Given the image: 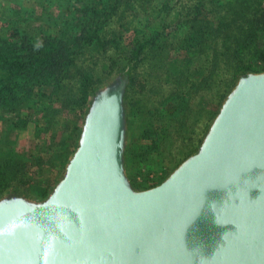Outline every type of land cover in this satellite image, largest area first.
<instances>
[{
  "label": "water",
  "instance_id": "obj_1",
  "mask_svg": "<svg viewBox=\"0 0 264 264\" xmlns=\"http://www.w3.org/2000/svg\"><path fill=\"white\" fill-rule=\"evenodd\" d=\"M128 77L94 93L44 199L0 198V264H264V72L245 73L158 185L126 171Z\"/></svg>",
  "mask_w": 264,
  "mask_h": 264
},
{
  "label": "rangeland",
  "instance_id": "obj_2",
  "mask_svg": "<svg viewBox=\"0 0 264 264\" xmlns=\"http://www.w3.org/2000/svg\"><path fill=\"white\" fill-rule=\"evenodd\" d=\"M225 1L219 0L217 7ZM49 2L0 0V35L18 41L23 34L41 43L60 25L54 22L56 16L67 17L70 12L69 17L80 15L81 3L76 0H58L52 7ZM165 3L169 4L166 12ZM194 3L195 0H118L117 15L91 22L92 28H99L100 40L91 45L78 44L56 92L51 94V88L35 89L39 104H23L15 112L0 107V157L16 154L23 158L29 177L28 188L10 187L0 191V198L8 190L30 200L48 195L78 146L91 96L119 75L128 77L125 159L132 186L146 190L158 185L196 152L226 96L245 73L226 86L228 76L220 62L212 72L198 74L197 64L179 50L178 41L188 29L183 24L184 17ZM207 11L210 19L218 17L214 14L216 6L207 5ZM150 38L153 44L133 61L136 47ZM259 44L264 46V33L259 35ZM255 70L250 72H264L259 64ZM85 75L91 84L86 102L81 88ZM45 189L47 195L41 196Z\"/></svg>",
  "mask_w": 264,
  "mask_h": 264
},
{
  "label": "trees",
  "instance_id": "obj_3",
  "mask_svg": "<svg viewBox=\"0 0 264 264\" xmlns=\"http://www.w3.org/2000/svg\"><path fill=\"white\" fill-rule=\"evenodd\" d=\"M76 1L81 3L78 10L80 15L75 17L72 14L69 17L70 12L66 13L67 17L65 14L63 17L53 16L54 22L60 25L53 35L45 36L41 43L23 34L18 41L0 35V107L7 112H15L23 104L38 105L36 98L39 95L35 89L51 88V94L56 92L72 64L78 44L91 45L100 40L99 28L96 25L92 28L91 22H100L102 17L110 18L118 13V0ZM263 1L226 0L222 7H217L219 0H195L188 7L183 21L188 29L178 41V48L188 60L197 64L195 70L198 74L212 72L220 62L228 76L227 86L233 85L239 74L256 71L258 64L264 70V46L259 44V35L264 33ZM56 2L58 0H50L49 3L52 7ZM207 5L216 6V19L209 18ZM163 6L165 12L169 11L168 3ZM109 44L117 45L113 41ZM152 44V38L144 40L136 47L131 59L138 60L146 46ZM83 78L81 88L85 90L86 102L91 84L86 75ZM26 124L25 119L22 125ZM27 172L25 160L16 154L0 157V191L17 185L28 188ZM46 195L45 189L41 196Z\"/></svg>",
  "mask_w": 264,
  "mask_h": 264
}]
</instances>
